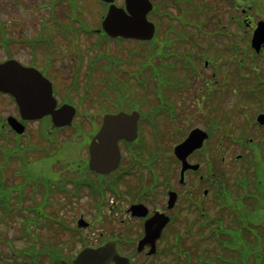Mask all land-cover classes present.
I'll use <instances>...</instances> for the list:
<instances>
[{"label": "rangeland", "instance_id": "374dc122", "mask_svg": "<svg viewBox=\"0 0 264 264\" xmlns=\"http://www.w3.org/2000/svg\"><path fill=\"white\" fill-rule=\"evenodd\" d=\"M44 1L46 2L47 0H0V19L2 24L5 25V30L3 32L5 33V38L7 37L9 39L8 49L12 53L10 56H13L14 58L23 62H28L35 58V54H37L36 63L38 65L36 64V66L42 69L44 68V72L48 76L53 75L54 77V94L57 97L58 102L71 103L75 107H77L73 101L62 97L60 94L71 96L72 99L81 107V110L86 107L91 112V114L97 115L99 112V98L96 96L98 95V92L96 90L98 86H101L103 88L102 90H109V93L111 94L113 91H117V98L116 96H114L115 101L108 107L103 108L102 112L116 113L118 111L130 112L132 110H138L142 115V120L146 117L148 118V121H145L146 123H140V142H142L141 137L142 139L149 141L148 150L150 154H153L154 152L161 153L162 150H164L165 153L167 152V154L163 155V157L166 158L169 163H172L173 161L168 153V151H170L169 148L171 147V142L174 141L171 136H176L178 139L179 136L182 135V133H173L171 135V133H169L170 124L165 122L160 123L156 130H154V128H151L153 127L152 124L156 126L158 122L161 121V118L151 117V115L154 114L155 107L158 106L160 102H162L163 105H173L171 95L172 98L176 101L177 115L175 114L174 118H171V120H173L171 121V123L174 124V126H178L176 129H180L179 127H182L183 132H185L186 129L191 128L194 125H201L202 119L204 118V121L208 125V127L212 128L214 131H217L218 136L221 137L224 134L234 136V134L236 133V135H238L240 133L239 125L242 126L244 121H246L250 117V113H252L256 109L254 106L255 102L262 100V92H264V54L263 56L259 57L258 60H247L250 65H252L253 63L258 68L254 65L240 66L239 72L236 76L234 70L228 72L229 76L227 77L225 84L238 86L228 97L230 101L228 99L226 100L227 103H218L214 100L215 102L209 101L207 103V99L203 101L204 95H201L199 100L197 99V102L203 101V103H201L202 108H198L193 102L194 99L192 94L195 93L197 96H199V93L201 91L199 90V88L201 87L200 80L196 79L193 82V88H187L189 86V81L188 79L183 77L185 75L184 70L186 71V68L191 63L190 58L181 57L177 60L178 63H174L171 61H174V59L170 60L166 58L160 60L156 66H153L151 63H147L146 68L149 69V74H147V77L144 78L141 76H136L137 81L141 84H132V82L130 84L128 82L130 80L129 75L133 71V67H136L135 62L137 61V56L142 54L144 48L150 49V47L153 45H155L158 50H161L164 44L167 43L163 36L160 40L158 39V37H156L155 42H151L149 44L148 42H140L136 40L128 42L113 41L111 39L105 38L104 34H98V36H96L95 34L80 33L79 35H77L78 39L73 38L71 41H68V38L60 36L55 37L54 43L56 45V50L47 51L48 49L44 45H37L34 48H31L27 46V43H25V41L31 38L33 39L38 37L41 30L39 26L40 22L41 20L47 18L49 15V8ZM154 1L156 2V4L158 3V0ZM121 3L122 0H118V4L120 5ZM19 4L21 5V7L24 6L25 9L22 10ZM79 5L81 15L78 17V19L84 21V23L88 24L89 27H92L94 29L97 28L99 26V15H101L103 11L101 5L98 4L96 0H81ZM261 7L262 8L259 9L260 14L261 10L264 14V1L262 2ZM63 9L64 3L60 1L57 5L56 13L61 21L65 19ZM70 9L73 10L71 6H69V10ZM148 18L156 25L157 21L165 20L164 15H160L157 13L148 14ZM47 20H49V17L47 18ZM55 22L63 31L62 26L59 25L57 21ZM79 22L80 21L77 20L71 21V23L76 26L75 28L78 27ZM88 26L83 25L82 29L87 30ZM188 30L191 34L194 32V29L192 28H189ZM163 32L164 30L162 29L161 35H163ZM97 37L107 49L102 44L94 45L98 42L96 41ZM76 40H78V44H76ZM51 43L52 40L49 41V44ZM75 45L77 46V49L80 50V54L83 57L80 61V65L78 66L76 78L73 79V60L74 66L76 62V56L74 53L76 48ZM204 45L212 46V41H209L207 43L205 40L200 39L198 47L200 52H202V48ZM7 53V49L0 48V60L7 58ZM99 54H108L110 55L109 57H112V55H118L119 57L123 58V64H125V73H123V70L118 66V62L114 58H112V60L105 59L100 61L95 69L98 71V73L89 78L91 80V85L94 86V89H91V94L89 93L92 100L86 101L84 96L85 87L82 86V84L84 83L85 85L87 71L90 68L88 57L89 55L97 56ZM49 58L53 59V66L51 67L52 74H50V71L45 67L48 63ZM128 63L132 64L129 67L131 72L128 71ZM153 68L156 69L155 74H151ZM103 72L107 73V76L103 79V82L99 84L95 83L96 79H100L98 74L100 73L101 75ZM203 74H205V71L203 72ZM152 77H154L155 80H153ZM71 79L77 85L76 87L69 86V82L71 81ZM150 80L151 83L148 82ZM80 85L82 87H80ZM224 85L221 88H224ZM184 88H187V91L185 90L171 93V90L177 91ZM154 99L156 100V102L154 101ZM93 100H96V104L92 105ZM258 109L259 106H257V111L262 110ZM0 111L2 113L1 116H7L10 112H16V108L13 102L8 97L0 95ZM79 113L80 115H82V111H80ZM227 118L230 119L229 124H227ZM81 119L82 116H79L77 119H75V124H81L85 129H87L89 133L98 126V123L94 120H89L87 123L84 119L83 121ZM85 124L88 125V127ZM27 125L28 134L27 136H24V139H22L23 143L33 145L36 143H40L41 146H47L50 144L48 142H45L40 135L39 124L31 123ZM149 125L151 127L149 130H147ZM228 127L234 131L233 134L229 132ZM254 127H251L249 131L246 129L247 132L253 136V141L254 137H257V135L259 134L257 133V129H255ZM65 133H67L64 136V141L66 142L61 143L60 145L54 142L55 148H58V146H60L59 150H56L50 154L41 153L29 156L30 159H28V166L29 173L32 179H57V171L61 168V164L67 162L69 164L71 163V165H74L79 162V159L81 157H85V146H87L86 143L88 141V136L79 139L77 134H72L71 129L65 130ZM63 135L64 134H62V136ZM215 136L216 135L213 134V140L215 139ZM3 138L8 146H11L14 143L11 138L10 132L4 134ZM155 138H157L158 140L157 144ZM262 138L264 137H260V139ZM260 139L257 137V145L259 144ZM228 140L229 139L224 141L223 146L231 151L229 154L225 155V158L227 159L231 157V162L229 161L227 166V173L230 182L233 184L236 179H240L245 174L246 166L244 165V163L247 162V160L244 159L242 161L236 162L235 164H232L234 163L233 159L237 154L247 152V148L241 147L239 145H231L229 142L230 140ZM208 149L210 152H213V147L208 145ZM249 149L250 147L248 148V150ZM262 150L264 151V149ZM246 155H248V153ZM253 155L257 157L256 160L258 178L264 181V153L259 149H254ZM249 160H251V158ZM156 163L157 165H160V160H157ZM171 166L173 169V165ZM134 181L135 176H132L130 180L122 184V186H125L124 191H126L130 186H133ZM261 192H263L264 196V185L261 186ZM65 196L66 195L55 193L53 195L54 206L57 208L61 207L62 203L66 202L64 198ZM74 202L76 201H70L69 205L61 208V210H63L61 212L65 216L68 215L67 213H69V209L75 206ZM77 203L78 205H84V210L86 211L89 218L93 216V214H89L88 210L92 209V205L91 201H89V198L85 195V193L83 195V199H81L80 202ZM257 207H261L260 213L257 214V231L262 233L261 235L264 237V197L257 200ZM115 218L117 217L115 216ZM119 219L120 217L117 219V221H119ZM14 222L15 223L13 226V230H10V232L7 231L4 234L6 238H16L17 236H19V232L17 230L19 221L14 220ZM119 226L120 229H124L121 223L119 224ZM0 227L3 228V225ZM132 235H134V233ZM23 242V240L20 242L16 241L14 245L19 246L22 245ZM5 243L6 239L0 237V251L2 252V254L4 252V255H7L6 252L9 249L6 248ZM257 264H264V244L262 243L257 245Z\"/></svg>", "mask_w": 264, "mask_h": 264}, {"label": "flooded vegetation", "instance_id": "af4514ba", "mask_svg": "<svg viewBox=\"0 0 264 264\" xmlns=\"http://www.w3.org/2000/svg\"><path fill=\"white\" fill-rule=\"evenodd\" d=\"M233 1V4H231L229 0H176V3L179 8V15L181 14L182 9L189 7L192 9L199 8L202 11L207 12V19H201L200 21L194 20L193 26L195 28L193 30V37L206 40L211 38L222 39L228 48H236L239 50V43L243 39V36L230 31L225 24L220 26L222 30L219 31L218 24L213 25V23L226 21V23L229 24V19H232L231 23H235V18H237L241 22H244L246 27L254 30L256 23L259 20L264 19V14L258 16L257 12L255 16H253L251 13L246 12L247 9L244 7V0ZM256 8L257 11L261 8V0H257ZM208 14L211 15V18ZM180 27H182L181 24ZM262 50H264V47ZM211 59V61L205 60L203 65L206 69L210 70L211 75L215 76L216 72L223 70L225 62L222 60V56L218 57L217 55H214L211 56ZM199 153L200 151H195L187 157V160L190 164H200L201 167L197 170H185L182 180L180 175L181 164L178 161L175 162V168L163 176L160 186V193L162 194V199L160 201H157L155 197H150L148 191L141 193V198L137 196L135 200L130 201L129 205L122 210L123 217L120 218L122 226L126 228L125 222L127 224L137 222V230L140 231L141 224V233H143L144 219L140 220L137 218H131L127 213V208L135 203L145 204L149 209L148 216L156 211L168 215L170 221L163 229L161 239L157 241V250L158 248L164 247L169 251L171 247L174 246L173 242H163L165 239H163V236L165 233L167 235L169 229H175L178 233L197 232L206 228L208 223H213V208L216 196H219L223 190L224 195H229L232 187H229V184L226 183L225 180V183L223 184L222 181L215 179L217 176L215 171L217 168L216 165L199 160ZM222 160L224 161V158H222ZM137 189L139 190V187ZM170 192L174 193V202L171 207H169L167 203ZM81 209L82 206L78 204L74 208L76 212L79 211L78 217L83 215L80 213ZM111 225H115V220ZM103 235V233H99L92 246H97L104 242L106 238H104ZM121 236L123 237V240L121 239V241L119 239L121 243L119 244L118 249L120 250V246L123 245L128 248V251L136 246L137 241L141 237V235L140 237L134 236V239L127 242V240H125V235L121 234ZM57 244L62 247L64 246V249L76 250L85 245V239L81 236L80 230L75 229L70 241L66 243L57 242ZM147 250L148 248H145L142 253L126 255H130L131 264H160L158 260L153 259L146 254ZM163 261L164 260L162 259L160 262Z\"/></svg>", "mask_w": 264, "mask_h": 264}, {"label": "water", "instance_id": "95a60500", "mask_svg": "<svg viewBox=\"0 0 264 264\" xmlns=\"http://www.w3.org/2000/svg\"><path fill=\"white\" fill-rule=\"evenodd\" d=\"M112 2L113 0H105ZM129 14L114 5L109 7L108 13L102 22L103 29L112 36H125L129 38L150 39L154 33V26L147 21L146 14L151 8L147 0H125ZM257 29L253 45H260L264 37V22ZM0 90L13 94L20 106V112L24 118H39L45 114H51L56 126L70 124L74 109L71 106L63 105L54 110L56 102L51 94L50 84L40 73L32 68L21 66L16 61L10 60L0 63ZM11 124L21 132L22 127L10 118ZM258 121L264 123V115L258 116ZM135 120L126 115L104 117V124L98 137L100 143L92 144L91 154L93 163L98 162L100 169H110L116 164L117 140L120 138L131 139L135 133ZM200 131H193L189 138L177 147L176 155L189 152L200 146L203 138L198 136ZM158 236V232H149L141 243L147 239L152 241ZM109 259L116 264H125L124 258L119 257L114 251L113 245L101 247L97 250H85L76 264H105Z\"/></svg>", "mask_w": 264, "mask_h": 264}, {"label": "trees", "instance_id": "16d2710c", "mask_svg": "<svg viewBox=\"0 0 264 264\" xmlns=\"http://www.w3.org/2000/svg\"><path fill=\"white\" fill-rule=\"evenodd\" d=\"M261 183V182H260ZM262 184V183H261ZM3 185V178L2 177H0V187ZM246 203H247V201H251V199H249V198H244L243 199ZM250 203V202H249ZM254 207V203H251V208H253ZM261 209V207L260 208H257V214H259L260 213V210ZM254 217H256V215H255V213H254ZM262 229V228H261ZM262 234V233H261ZM226 255V257L229 259V260H231V259H236V260H239V259H243L244 257H242V255H241V253L240 252H237V255H236V252H233V251H231V250H228V252L225 254ZM199 256H210L211 257V254H210V251L207 253L206 251H204V253L203 254H200ZM194 258V257H193ZM195 260V259H194ZM194 260L192 259L190 262H189V264H194ZM219 264H226V263H219Z\"/></svg>", "mask_w": 264, "mask_h": 264}]
</instances>
